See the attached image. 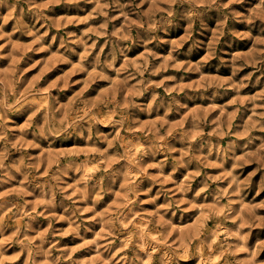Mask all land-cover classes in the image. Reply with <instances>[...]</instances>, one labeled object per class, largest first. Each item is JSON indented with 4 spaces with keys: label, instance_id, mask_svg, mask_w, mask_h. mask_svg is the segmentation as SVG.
Listing matches in <instances>:
<instances>
[{
    "label": "rangeland",
    "instance_id": "obj_1",
    "mask_svg": "<svg viewBox=\"0 0 264 264\" xmlns=\"http://www.w3.org/2000/svg\"><path fill=\"white\" fill-rule=\"evenodd\" d=\"M0 116V264H264V0H0Z\"/></svg>",
    "mask_w": 264,
    "mask_h": 264
},
{
    "label": "clouds",
    "instance_id": "obj_2",
    "mask_svg": "<svg viewBox=\"0 0 264 264\" xmlns=\"http://www.w3.org/2000/svg\"><path fill=\"white\" fill-rule=\"evenodd\" d=\"M0 120H3V116H0ZM50 131H52L54 134H59L60 132H64L67 131V128H61V129H50ZM85 132L88 133V138H91L92 135V129L91 126L89 125L86 129H81L77 134L81 137H84ZM232 183L234 184H238V178L237 177H233ZM237 191H239V188H237ZM241 239H243V237H241Z\"/></svg>",
    "mask_w": 264,
    "mask_h": 264
},
{
    "label": "bare ground",
    "instance_id": "obj_3",
    "mask_svg": "<svg viewBox=\"0 0 264 264\" xmlns=\"http://www.w3.org/2000/svg\"><path fill=\"white\" fill-rule=\"evenodd\" d=\"M137 146H139L138 144H135V147L134 148H137ZM142 146H140V148H141ZM139 148H137L136 150H138ZM135 150V149H134ZM135 158V157H134ZM134 160V159H133ZM136 222V221H135ZM143 222V221H142ZM133 223V222H132ZM135 224H137V223H135ZM134 225V224H133ZM141 225V224H140ZM139 224H138V227L140 226ZM136 226V225H135ZM143 226V228L145 227V223H144V225H142ZM132 227V226H131ZM141 228V227H140ZM139 228V229H140ZM143 228H141V230H139L138 228V231H141V232H143L142 230H143ZM222 229V228H221ZM216 230H218V231H220L219 229H216ZM137 231V232H138ZM220 232H222V231H220ZM212 233H215V232H212ZM217 233V232H216ZM140 235H143L142 233L140 234ZM140 235H139V237H140ZM148 235H150V234H148ZM130 236V235H129ZM215 236V235H214ZM142 238V237H141ZM214 238V237H213ZM127 239V238H126ZM125 241V240H124ZM145 241V240H144ZM152 241H153V239H152ZM151 241V242H152ZM156 241V240H155ZM142 242V241H141ZM145 243V242H144ZM144 243H143V245L142 246H145L144 245ZM155 243H157V242H155ZM142 244V243H141ZM153 244V243H152ZM139 246H140V244H139ZM141 246V247H142ZM222 247V246H221ZM150 248H151V246H150ZM145 251L147 250L146 248H143ZM222 249V248H221ZM153 250V249H152ZM152 250H150V251H152ZM143 252V251H142ZM218 252V251H217ZM145 253V252H144ZM147 253H149V252H147Z\"/></svg>",
    "mask_w": 264,
    "mask_h": 264
}]
</instances>
